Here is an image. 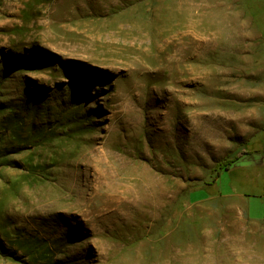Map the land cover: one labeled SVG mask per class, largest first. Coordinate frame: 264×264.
Listing matches in <instances>:
<instances>
[{
    "label": "rangeland",
    "instance_id": "1",
    "mask_svg": "<svg viewBox=\"0 0 264 264\" xmlns=\"http://www.w3.org/2000/svg\"><path fill=\"white\" fill-rule=\"evenodd\" d=\"M263 216L264 0H0V264H264Z\"/></svg>",
    "mask_w": 264,
    "mask_h": 264
},
{
    "label": "trees",
    "instance_id": "2",
    "mask_svg": "<svg viewBox=\"0 0 264 264\" xmlns=\"http://www.w3.org/2000/svg\"><path fill=\"white\" fill-rule=\"evenodd\" d=\"M249 151L247 150H242L240 153L235 157V159H225L223 161H220L217 163L216 167L214 168V178L212 182H215L222 174L223 170H229L231 165L238 160L241 156L244 154H248ZM7 256H11L12 258L19 260L18 257L14 254L7 253Z\"/></svg>",
    "mask_w": 264,
    "mask_h": 264
},
{
    "label": "crops",
    "instance_id": "3",
    "mask_svg": "<svg viewBox=\"0 0 264 264\" xmlns=\"http://www.w3.org/2000/svg\"><path fill=\"white\" fill-rule=\"evenodd\" d=\"M263 218H264V216H263Z\"/></svg>",
    "mask_w": 264,
    "mask_h": 264
}]
</instances>
